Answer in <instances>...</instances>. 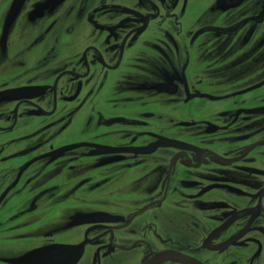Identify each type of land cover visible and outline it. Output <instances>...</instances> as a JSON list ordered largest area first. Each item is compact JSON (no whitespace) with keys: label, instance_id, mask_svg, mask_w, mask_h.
Returning a JSON list of instances; mask_svg holds the SVG:
<instances>
[{"label":"flooded vegetation","instance_id":"1","mask_svg":"<svg viewBox=\"0 0 264 264\" xmlns=\"http://www.w3.org/2000/svg\"><path fill=\"white\" fill-rule=\"evenodd\" d=\"M0 264H264V0H0Z\"/></svg>","mask_w":264,"mask_h":264}]
</instances>
